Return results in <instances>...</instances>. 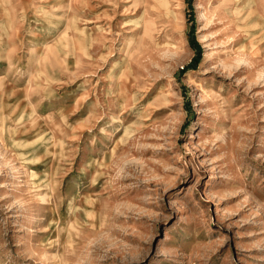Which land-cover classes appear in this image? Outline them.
<instances>
[{
  "label": "rangeland",
  "instance_id": "1",
  "mask_svg": "<svg viewBox=\"0 0 264 264\" xmlns=\"http://www.w3.org/2000/svg\"><path fill=\"white\" fill-rule=\"evenodd\" d=\"M0 264H264V0H0Z\"/></svg>",
  "mask_w": 264,
  "mask_h": 264
}]
</instances>
